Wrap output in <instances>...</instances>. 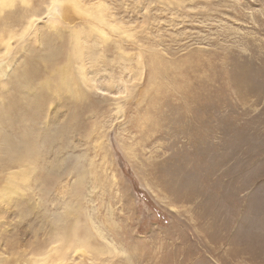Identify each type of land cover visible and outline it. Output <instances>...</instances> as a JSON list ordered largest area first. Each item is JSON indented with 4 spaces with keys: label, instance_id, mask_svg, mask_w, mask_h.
Here are the masks:
<instances>
[{
    "label": "rangeland",
    "instance_id": "1",
    "mask_svg": "<svg viewBox=\"0 0 264 264\" xmlns=\"http://www.w3.org/2000/svg\"><path fill=\"white\" fill-rule=\"evenodd\" d=\"M0 21H32L12 69L38 67L22 99L56 136L0 199V264H264V0H3ZM52 54L71 93L42 85Z\"/></svg>",
    "mask_w": 264,
    "mask_h": 264
},
{
    "label": "bare ground",
    "instance_id": "2",
    "mask_svg": "<svg viewBox=\"0 0 264 264\" xmlns=\"http://www.w3.org/2000/svg\"><path fill=\"white\" fill-rule=\"evenodd\" d=\"M0 3H3V0H0ZM31 24L32 21H0V182H3L0 199L2 200L7 198L10 201L12 196H18V192L22 191V183L29 181L28 174L35 169L38 151L50 149L52 138L55 136L47 129L38 127V121L41 119L40 109H43L44 105V102H41L43 99L46 100L40 97L42 93H39L40 96L33 93L32 97L22 99L25 89L31 95V88L33 89L34 81L38 77V67L21 78L17 67L12 69V64L18 60L17 52H20L18 46L21 44L17 40L18 34L15 29ZM75 45H78L77 39ZM64 46L63 43H59L61 53ZM76 50L77 52H74L77 59L81 54L79 49ZM61 61L65 60L62 57L59 60L53 54L46 59L45 65L50 67V72L41 83L45 89L50 88L56 94L71 93L73 86L78 82L74 73L70 74L69 63L61 64ZM35 66L36 63L31 64L32 68ZM57 133L62 135V130ZM11 168L14 169L10 170ZM8 170L10 172L7 173ZM74 230L72 227L69 228L68 238L72 236L70 233H74Z\"/></svg>",
    "mask_w": 264,
    "mask_h": 264
}]
</instances>
